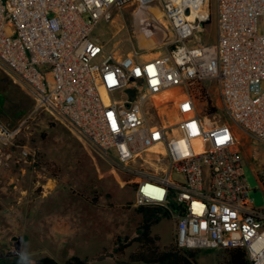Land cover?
I'll return each mask as SVG.
<instances>
[{"label":"built area","instance_id":"1","mask_svg":"<svg viewBox=\"0 0 264 264\" xmlns=\"http://www.w3.org/2000/svg\"><path fill=\"white\" fill-rule=\"evenodd\" d=\"M153 1L0 0V70L131 177L136 207L166 211L179 249L241 248L264 264V208L250 199L238 139L264 144V0H215L210 43L196 40L210 0H157L159 21ZM131 5L148 40L166 19L164 52L107 49L92 37ZM19 134L0 123V166Z\"/></svg>","mask_w":264,"mask_h":264},{"label":"rangeland","instance_id":"2","mask_svg":"<svg viewBox=\"0 0 264 264\" xmlns=\"http://www.w3.org/2000/svg\"><path fill=\"white\" fill-rule=\"evenodd\" d=\"M148 6L149 15L161 17L159 1ZM135 11V5L115 8L112 20L100 23L92 37L107 49L125 52L146 45L158 47L154 54L164 52V33L157 30L148 40ZM210 13L208 23L196 33L199 42L216 38L215 0H210ZM161 23L167 25L166 19ZM259 32L264 34V19ZM210 98L218 105L215 89ZM0 123L20 129L10 150L12 162L0 166V264H41L44 257L58 264L74 258L88 264H142L129 258L138 249L135 239L142 218L134 205L131 177L116 171L99 151L37 109L34 100L1 70ZM238 137L250 199L255 207L264 208V144L242 131ZM21 147L28 152L25 161L18 154ZM151 235L158 237L161 250L175 245L176 221L162 218ZM122 245L127 248L116 252ZM225 258L220 248L203 249L198 251L197 264H223Z\"/></svg>","mask_w":264,"mask_h":264},{"label":"trees","instance_id":"3","mask_svg":"<svg viewBox=\"0 0 264 264\" xmlns=\"http://www.w3.org/2000/svg\"><path fill=\"white\" fill-rule=\"evenodd\" d=\"M208 23V22H207ZM206 23V24H207ZM205 24V25H206ZM216 109L211 108V112ZM138 213L142 216L140 223V233L135 239L138 249L129 256L130 261L142 264H197L199 250H182L176 245H172L163 250L158 245V237L151 235V229L159 224L162 218H170V215L162 208L138 207ZM127 245H122L116 252L122 253ZM226 255L223 264H251L246 252L241 248L222 249ZM41 264H58L49 257L41 259ZM65 264H88L79 258L67 261Z\"/></svg>","mask_w":264,"mask_h":264},{"label":"bare ground","instance_id":"4","mask_svg":"<svg viewBox=\"0 0 264 264\" xmlns=\"http://www.w3.org/2000/svg\"><path fill=\"white\" fill-rule=\"evenodd\" d=\"M143 1H147V0H143ZM154 12V11H153ZM155 13V12H154ZM156 14V13H155ZM146 16L148 17V14H146ZM156 16V15H155ZM161 17H158L157 19H158V21H159V19H160ZM155 27H156V29H155V31L156 32H161L162 34L165 32V30H166V27L163 25V24H161L160 22L158 23V24H156L155 23ZM145 30V29H144ZM146 30H147V28H146ZM158 30V31H157ZM161 34V35H162ZM161 38V37H160ZM163 38V37H162Z\"/></svg>","mask_w":264,"mask_h":264},{"label":"crops","instance_id":"5","mask_svg":"<svg viewBox=\"0 0 264 264\" xmlns=\"http://www.w3.org/2000/svg\"><path fill=\"white\" fill-rule=\"evenodd\" d=\"M247 136V135H246ZM248 138H250L251 140H253V141H255L254 139H252L251 137H249V136H247ZM238 139H239V137H238ZM255 142H257V141H255ZM241 150V149H240ZM241 153H242V151H241Z\"/></svg>","mask_w":264,"mask_h":264}]
</instances>
